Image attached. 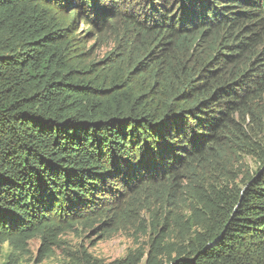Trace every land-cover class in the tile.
<instances>
[{
	"label": "trees",
	"instance_id": "16d2710c",
	"mask_svg": "<svg viewBox=\"0 0 264 264\" xmlns=\"http://www.w3.org/2000/svg\"><path fill=\"white\" fill-rule=\"evenodd\" d=\"M141 214L84 264H264V0H0V249Z\"/></svg>",
	"mask_w": 264,
	"mask_h": 264
},
{
	"label": "rangeland",
	"instance_id": "374dc122",
	"mask_svg": "<svg viewBox=\"0 0 264 264\" xmlns=\"http://www.w3.org/2000/svg\"><path fill=\"white\" fill-rule=\"evenodd\" d=\"M81 31L87 30L85 25ZM101 35L93 42L95 57H102L112 47L111 35ZM239 163L233 169V176L239 183L258 167L255 158L240 157ZM184 208V204L181 206ZM183 213H186L183 211ZM142 219H144L142 221ZM143 224H140V222ZM148 217L141 214L133 223L123 225L116 230L99 228L97 222L79 220L63 223L62 229L53 234L45 247L39 236L25 241L24 244L13 248V257L9 258L10 249L3 244L0 249V264H84L88 258L101 263L123 258L129 252L137 249L147 251L155 232L145 229ZM172 229V228H171ZM162 234V244L170 243L176 229L168 233L159 225Z\"/></svg>",
	"mask_w": 264,
	"mask_h": 264
}]
</instances>
